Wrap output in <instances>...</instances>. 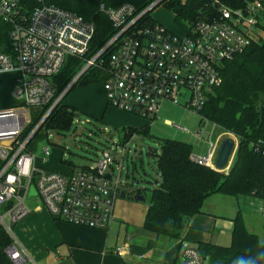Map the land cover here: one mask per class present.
I'll use <instances>...</instances> for the list:
<instances>
[{
	"label": "built area",
	"instance_id": "obj_1",
	"mask_svg": "<svg viewBox=\"0 0 264 264\" xmlns=\"http://www.w3.org/2000/svg\"><path fill=\"white\" fill-rule=\"evenodd\" d=\"M31 1L37 3L33 9L27 0H0V17L11 26L13 49L10 55L0 54V75H13L12 96L19 107L0 111V227L13 237L12 227L28 217V201L37 197L55 220L105 230L114 221L117 199L134 194L133 187L114 177L111 154L103 152L95 166L62 174L38 166L29 149L45 115L62 100L61 96L55 100L54 78L69 58L85 59L95 26L44 0ZM210 2V10L186 30L179 28L178 34L158 23H142L146 11L155 3L140 14L129 4L118 9L102 8L116 34L96 56L86 60L83 69L101 66V55L112 50L107 78L102 82L109 107L155 120L167 102L205 120L201 112L208 96L223 83V64L251 45L258 36L253 30L258 32L264 22L262 0ZM33 109L40 111L36 120H41L22 139L33 123L28 120ZM176 129L186 132L178 126ZM202 134L198 131L194 137ZM129 142L120 143L122 157ZM217 150L218 142L209 141L205 155L192 153L190 159L215 170ZM43 153L49 157L50 148L44 147ZM46 163L43 160V165ZM32 188L35 196L30 194ZM6 253L13 264H26L16 242ZM114 253L119 257L128 254L124 247ZM181 259V264L205 262L198 249L189 246L182 248Z\"/></svg>",
	"mask_w": 264,
	"mask_h": 264
},
{
	"label": "trees",
	"instance_id": "obj_2",
	"mask_svg": "<svg viewBox=\"0 0 264 264\" xmlns=\"http://www.w3.org/2000/svg\"><path fill=\"white\" fill-rule=\"evenodd\" d=\"M27 1L32 9L37 6V3ZM156 1L44 0L45 4L70 11L95 26V35L85 59L69 58L54 78L55 100L81 72L86 60L96 56L116 34L102 8L118 9L129 4L140 14ZM159 6L174 15L178 28L186 30L189 24L210 10L211 2L163 0L155 8ZM142 23L154 25L157 22L149 12L142 18ZM10 32L11 26L0 17V54L13 53ZM111 52L108 50L103 53L98 61L101 66L90 68L73 87L102 83L107 78ZM221 75L223 83L208 96L201 115L238 140L232 165L228 172L199 166L190 159L192 145L177 140L162 141L160 156L149 152L157 157L158 185L152 192L143 229L157 237L180 240L189 221L202 213L204 201L215 194L234 198L253 197L264 202V22L259 26L258 36L251 45L242 54L223 64ZM48 109L49 106L41 118ZM76 117L77 110L65 105L62 98L39 130L44 127L57 131L68 130ZM41 118L27 128L22 139L34 130ZM148 129L128 127L119 131V134L125 142L134 135H148ZM232 221L231 245L222 247L200 243L197 249L201 256L209 259L210 264H264V243L256 234L248 231L242 213L239 212ZM12 244V237L0 227V264H13L6 253Z\"/></svg>",
	"mask_w": 264,
	"mask_h": 264
},
{
	"label": "crops",
	"instance_id": "obj_3",
	"mask_svg": "<svg viewBox=\"0 0 264 264\" xmlns=\"http://www.w3.org/2000/svg\"><path fill=\"white\" fill-rule=\"evenodd\" d=\"M0 77L10 78L13 87V75ZM63 102L100 119L108 130L119 133L123 128L133 127L134 117L108 106L101 83L72 87L63 97ZM13 110L16 109L2 111ZM226 138L233 139L238 145L233 135L223 131L213 142H218L219 147ZM36 161L38 166H43ZM46 164L47 168L50 167H44L48 171L62 174L76 171L62 165V162L49 166L47 161ZM30 209L28 217L14 225L13 235L26 264H181L184 246L197 248L200 243H211L229 247L231 244L227 245V242L232 241V220L239 212L243 214L248 231L264 240V202L253 197L234 198L222 194L208 197L202 213L189 221L178 241L157 237L145 231L142 225L140 229L127 232L121 242V225L115 219L107 229L95 230L55 220L42 203ZM123 247L128 254L117 256L115 249Z\"/></svg>",
	"mask_w": 264,
	"mask_h": 264
},
{
	"label": "rangeland",
	"instance_id": "obj_4",
	"mask_svg": "<svg viewBox=\"0 0 264 264\" xmlns=\"http://www.w3.org/2000/svg\"><path fill=\"white\" fill-rule=\"evenodd\" d=\"M150 16L169 31L179 33V28L174 22V15L163 6L151 11ZM253 34H258V32L253 30ZM13 88L14 85L11 86L10 78L0 77V111L19 108L17 101L12 96ZM39 114V110H30L28 120L34 122ZM132 126L134 129L148 127L149 133L146 136L129 137L130 142L123 157L121 155L123 148L120 144L123 143L121 135L116 130H108L100 119H95L78 110L71 128L57 131L44 127L37 132L29 144V149L39 164L43 165V160L48 161L49 166L55 162L58 164L62 162V165L76 171L82 167L95 166L101 160L103 152L111 154L114 159V177L116 179L120 177L128 187H133V191L140 189L144 199L143 202L133 201L135 193L117 199L114 207V219L121 225L119 238L121 242L125 240L127 232L142 227L145 214L151 204V195L158 178V167L157 157L151 155L148 150H157V156H160L162 141L177 140L191 144L193 153L203 156L206 154L208 142H213L222 132L219 127L207 120L203 121L194 112L167 102L160 108L157 119L147 120L134 117ZM176 126L186 129V132L177 130ZM198 131H202L204 134L195 138L194 134ZM116 145H120V147L117 148ZM44 147L50 148L49 157L44 155ZM43 167L47 168V164H44ZM40 203V199L35 197L29 199L28 206L33 208ZM243 213H245L244 209ZM14 232L15 226L12 227L13 235ZM12 239L14 240V237ZM260 241L263 243L264 240L260 239ZM231 242V240L227 242V245H230ZM204 264H210V260L206 259Z\"/></svg>",
	"mask_w": 264,
	"mask_h": 264
},
{
	"label": "water",
	"instance_id": "obj_5",
	"mask_svg": "<svg viewBox=\"0 0 264 264\" xmlns=\"http://www.w3.org/2000/svg\"><path fill=\"white\" fill-rule=\"evenodd\" d=\"M163 0H158L154 6H152L151 8H149L146 13H149L151 11H153V9L162 2ZM88 67L84 68L83 70H81V72L74 78V80L70 83V85L68 86V88L63 92V94L61 95V99L65 96V94L75 85V83L87 72ZM58 104V102L55 104V106L51 109V111H49L44 119L43 122L46 120V118L50 115V113L53 111V109L56 107V105ZM43 122L41 123V125L43 124ZM8 145V144H6ZM237 150V145L235 143V141L231 138H226L225 140H223L220 144V146L218 147V150L216 152V156H215V160H214V168L216 171L218 172H225L226 170L229 169L231 162L235 156ZM149 152L153 153V154H157L158 151L157 150H153V149H149ZM155 185H158V182H155ZM134 197L132 198L133 201L136 202H143L144 199L142 197V191L140 189L134 190ZM30 194L32 196H35L36 192L35 189L32 188ZM121 198H125L124 194L121 196ZM203 260L205 261L206 258H203Z\"/></svg>",
	"mask_w": 264,
	"mask_h": 264
}]
</instances>
